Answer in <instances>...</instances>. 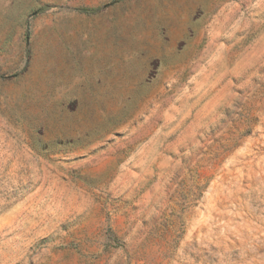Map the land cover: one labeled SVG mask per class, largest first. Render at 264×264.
<instances>
[{
    "label": "rangeland",
    "instance_id": "obj_1",
    "mask_svg": "<svg viewBox=\"0 0 264 264\" xmlns=\"http://www.w3.org/2000/svg\"><path fill=\"white\" fill-rule=\"evenodd\" d=\"M0 264H264V0H0Z\"/></svg>",
    "mask_w": 264,
    "mask_h": 264
}]
</instances>
